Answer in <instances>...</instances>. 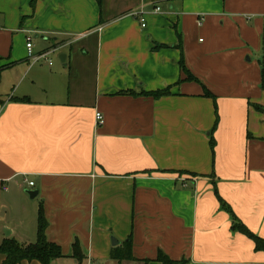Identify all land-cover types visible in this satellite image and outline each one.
Segmentation results:
<instances>
[{
	"label": "crops",
	"instance_id": "crops-1",
	"mask_svg": "<svg viewBox=\"0 0 264 264\" xmlns=\"http://www.w3.org/2000/svg\"><path fill=\"white\" fill-rule=\"evenodd\" d=\"M263 70L264 0H0V242L33 243L42 206L51 264L74 241L79 264H264L214 192L264 238Z\"/></svg>",
	"mask_w": 264,
	"mask_h": 264
},
{
	"label": "trees",
	"instance_id": "trees-1",
	"mask_svg": "<svg viewBox=\"0 0 264 264\" xmlns=\"http://www.w3.org/2000/svg\"><path fill=\"white\" fill-rule=\"evenodd\" d=\"M160 47H161L160 45H156L155 49L160 48ZM179 49H180V57L178 60V66L182 74L184 75V78L176 82L174 85H177L181 81L197 82L202 87L203 95L211 98L214 102L215 120H214V124L212 126V130H211L210 137H209V146L211 149V154L213 155L215 140L212 136V132L215 129L217 122H218L215 96L209 90H207V88L202 83H200L198 79L194 77V75L191 74V72L186 68L181 45L179 46ZM261 87L262 89H264V70L262 71ZM171 88L172 86L170 85L163 89H158V90H153V91L141 90L139 92H135V91L129 90V91H120L118 93L132 95V96H150L154 99H158L163 96L171 95L172 94ZM14 100L15 101H25L24 98L19 99L17 97L14 98ZM209 177H211V175ZM214 192L221 204V207L231 215L232 229L239 231L245 236H247L248 238H250L254 242L256 250L264 251V238L257 236L256 234L252 233L248 228H246V226L242 224V222L238 218H236V216H234L228 204L219 196L217 191L215 190ZM46 225H47V222L44 216L43 208L42 206H40L38 209V216H37L36 240L33 243L21 244V243L16 242L13 238L3 239L0 242V254H3L5 257L2 264H18L24 260L26 261L37 260L41 264H51V261L53 259L62 257L63 254H62L60 246L47 240L45 236ZM123 244H124V247L128 249H125L122 251L118 250L116 252H113L112 257H114L118 261H122L124 259L132 260L133 257L130 252V247H131L130 238H128L125 242H123ZM72 257H74L77 260L78 264L81 263L85 257L77 241H74L72 243ZM156 259L160 264H185L186 263L185 260H181V261L171 260L170 258H168L166 255H164L161 252L158 253Z\"/></svg>",
	"mask_w": 264,
	"mask_h": 264
},
{
	"label": "built area",
	"instance_id": "built-area-1",
	"mask_svg": "<svg viewBox=\"0 0 264 264\" xmlns=\"http://www.w3.org/2000/svg\"><path fill=\"white\" fill-rule=\"evenodd\" d=\"M160 9L158 7H155L154 8V11H159ZM132 16L136 17L138 19V21L140 22V26L142 28H144L146 26V23H145V18H144V11L143 10H137V11H134L131 13ZM80 35H78V37H80ZM26 49H27V54H26V57L30 60L31 64H34L36 62H38L39 60H43L45 62H47L49 65L52 64L51 60L49 59L48 55L55 51L56 48H52V49H49L47 51H44V52H41L39 54H35L33 51H32V43L31 41L28 39L27 42H26ZM95 120L97 122V124H102L103 123V115L101 112H95ZM24 182L27 183V185L29 186H33V182L31 181H27L26 179H24ZM6 186L3 185V190H6Z\"/></svg>",
	"mask_w": 264,
	"mask_h": 264
},
{
	"label": "water",
	"instance_id": "water-1",
	"mask_svg": "<svg viewBox=\"0 0 264 264\" xmlns=\"http://www.w3.org/2000/svg\"><path fill=\"white\" fill-rule=\"evenodd\" d=\"M64 56V55H63ZM60 58V57H59ZM62 61V59H61ZM28 195L33 198L34 196H36L37 192L36 191H27ZM113 244L117 243L116 240L112 241Z\"/></svg>",
	"mask_w": 264,
	"mask_h": 264
},
{
	"label": "rangeland",
	"instance_id": "rangeland-1",
	"mask_svg": "<svg viewBox=\"0 0 264 264\" xmlns=\"http://www.w3.org/2000/svg\"><path fill=\"white\" fill-rule=\"evenodd\" d=\"M56 53V52H55Z\"/></svg>",
	"mask_w": 264,
	"mask_h": 264
}]
</instances>
